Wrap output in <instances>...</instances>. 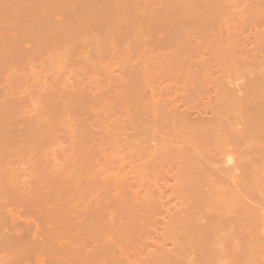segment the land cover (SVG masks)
<instances>
[{"label":"rangeland","instance_id":"374dc122","mask_svg":"<svg viewBox=\"0 0 264 264\" xmlns=\"http://www.w3.org/2000/svg\"><path fill=\"white\" fill-rule=\"evenodd\" d=\"M199 1L0 0V264H130L134 261V257L141 256L143 259H135L138 264L141 260L144 261L145 255L149 253L146 250L155 246L152 244L164 239L162 237L164 234L159 236L160 238L158 235H161L162 227L165 228L169 216L181 207L182 199H179L181 196H178V193L179 198L175 196L174 187L181 193V189L178 188L182 186H178L180 184L177 182L174 186L176 177L175 179L173 177L176 169H179L175 164L180 160L176 159V162L174 151L170 147L175 148L176 152H178L177 148L190 151L186 149L187 144L185 145L189 137L185 139L183 136L188 133L183 134V128V132L180 129H177L179 132L170 129L169 133V129H164V125L171 121L167 128L171 123L173 124V121L185 115L189 121L204 116L206 120L211 114L207 108V111H204L201 98L203 102L208 98L210 103L212 101L211 104L215 101L219 104L222 97L226 99V95L230 93L232 96L243 93L244 96L247 79L255 73L262 72L261 76L264 75V0ZM193 9L195 15L192 17L197 14V19L194 21L188 18L187 21V17L191 16L190 13L193 14ZM174 11L177 14H174ZM171 23H173L172 27L180 23L176 26L178 28H175L176 31L178 30L177 34L185 27L189 35L180 32L173 36L176 31L169 28ZM177 36L179 38L176 39ZM166 37L173 38L175 48L174 46L169 48L173 42L171 43ZM175 41L177 43L182 41V45L178 43L181 47ZM165 42H167L166 46H164ZM167 46H169L168 51L165 48ZM177 48L183 51L175 50ZM171 49L177 55L173 54L175 61L185 54L182 57L185 60L179 59L183 60L182 63L189 59L188 56L186 58V52L190 53V61L188 60L187 66L184 65V69L180 61L176 62L179 65L174 66L173 64H176L174 59H168L172 57ZM175 51L180 53L179 56ZM166 52L168 54L165 57L169 54L170 56L165 59ZM180 67L181 71L178 69ZM231 77L237 80H229ZM205 89L208 93L204 91ZM247 90L249 89H246V93ZM226 91L228 93L224 95ZM205 96L208 97L204 98ZM196 99L197 102L193 103L192 100L196 101ZM198 99L201 107H196ZM210 103L207 101L204 106ZM199 107L203 108L202 111L205 113L201 112ZM172 108L174 109L172 114L170 111L168 113ZM178 111H181L180 115ZM161 114L163 117L158 116ZM172 116L174 119L171 120ZM158 118L160 121H157ZM199 120L201 121L200 118ZM156 123L164 126H160L162 130ZM152 124L154 126H151ZM152 127L158 129L154 131ZM33 128L36 129L35 132ZM164 133L168 135L162 138ZM177 133L180 134L179 138L178 135L176 137ZM169 136L174 138L171 140L173 143L168 141L171 139ZM165 137H169L168 140ZM242 137L240 141L247 138ZM101 139L106 144L112 142L114 146L119 142L121 151L118 152L119 147L115 146L113 149V145L109 144L114 151H117L116 155L114 151L111 155L110 148L106 144L103 145L105 142ZM177 139L178 141L183 139L181 141L185 142L183 148L180 147L182 143H178ZM251 139L253 140V136ZM97 140L103 142L100 144L98 141V145L102 146L93 147L97 145ZM174 141H177L176 146H173ZM168 150L169 153L172 152L174 161L167 156ZM148 152H151L148 155L149 159L141 158ZM245 152L248 151L245 149ZM164 154L169 162L166 161ZM231 156L233 157L232 154ZM77 157H82V160L86 158L88 161L85 162L90 168L85 165L86 163H84L86 167L82 165L79 161L81 159L78 160ZM146 159L149 162H146ZM170 162H176L171 163L173 168ZM75 172H77L74 177L76 179L72 178L74 183L71 176L72 174L74 176ZM177 172L179 173V170ZM103 175H108L107 179L110 177L112 181L109 179L110 183L107 182ZM94 177L99 180L104 178L105 180H97V182L105 181V184L110 186L123 184L120 187L114 185V190L117 189L113 192L109 191L112 186L109 190L106 186L108 192L112 193L110 195L105 193L106 190L103 189L105 185L98 184V188L94 187L93 182H96L93 180ZM91 179L92 185L88 181ZM70 180L75 190L72 193L69 191ZM114 180L118 183L116 184ZM78 183L84 186H79ZM256 188H252V192L253 189L257 191ZM261 188L258 191L262 194ZM117 190L121 191L120 194ZM94 191L98 193L99 198ZM93 195L97 198H92ZM106 195L112 196L113 199L118 198L114 201L118 205V200L121 201L122 209H120H124L125 213H128L127 216L124 211L123 214L119 212L120 209L117 210L120 205L113 206L116 209H112L111 204L110 208L108 207V203L113 201L110 196V199L103 200L99 204L98 200L107 198ZM123 198L127 205L123 202ZM131 199L135 203L130 211H127L132 205ZM138 200L142 201V204H139L147 203L146 205L151 207L145 206L147 208L143 210L144 205L141 208V205L136 203ZM72 201L76 206L72 205L74 204ZM76 201L79 203L76 204ZM104 203L108 204L106 207L109 209L104 207ZM150 203L156 208H152ZM134 204L136 207L138 205L139 212L143 211L144 214L140 213V215ZM70 205L75 208V212L78 211L76 207L79 209L84 207L83 212H80V209L78 212L81 214L76 212L78 213L76 215ZM91 207H100L101 210L93 208L95 212L102 211L104 207V211L108 212L102 213L108 216L106 215L105 218V215L98 213L97 215L102 216L100 221L98 217V224L95 221L97 216L93 215L95 212ZM132 207H135L136 216L135 213L130 214ZM149 208L151 211H148ZM72 211L74 214H70ZM84 212L86 217L89 215L88 212L94 218L90 219V215L87 217L89 220L87 218L86 220ZM113 214L117 215L112 216ZM129 215L134 216L132 217L134 220ZM71 216H74V223H78L77 226L82 228L79 229V234L75 230L76 233L73 235L75 231L71 228L74 231L72 233L69 229L71 226L67 225V221L70 220L68 217ZM83 217L85 222L82 220ZM113 217L119 220L118 230H115L119 225L115 223L117 220ZM140 217L145 218V221L140 220ZM105 219L108 224L104 223ZM103 220L104 224L101 226ZM136 220L140 223H135ZM162 220L165 221L164 224ZM82 221L84 223L90 221L86 223L90 226L87 227ZM123 221L125 223L128 221V225L131 224L127 226L130 227L128 229L124 224L128 232L126 237H129V232L131 233L130 239L121 240L127 235L126 231L121 229ZM94 223L98 227L97 230ZM104 225L112 226L110 229L106 227L105 230ZM131 226L134 228L133 232L130 231ZM147 226L150 230L155 228L156 233L149 231ZM139 228L142 231L148 230L147 234L152 232V236L149 239L147 237L150 235L143 236L145 231L143 233L140 229V233ZM120 229L122 236L119 234ZM135 229L139 231L137 236ZM114 232L118 236H115ZM96 233H101V236L104 233L107 235L96 238L94 237ZM133 233L137 240L133 237ZM111 235L115 237L112 238ZM139 235L140 237L142 235V239L138 237ZM76 236L80 238L77 240ZM143 237L148 240H144ZM158 238L159 242L156 240ZM22 239L26 240V244L21 243H25ZM95 239L97 243L94 242ZM118 239L124 243H120ZM140 239L149 245L145 244L146 242L140 243ZM98 241L100 243L103 241L105 248ZM168 241L162 244L170 248L171 243ZM111 242L115 248L111 247ZM134 242H139L137 244L143 250L136 247ZM106 243H110L109 246ZM144 244L150 247L146 248ZM98 245L102 247L97 249ZM108 247L111 249L104 252L106 248L109 249ZM127 247L128 249H125ZM98 252L101 255L98 256ZM105 256L108 259L104 258Z\"/></svg>","mask_w":264,"mask_h":264},{"label":"bare ground","instance_id":"6f19581e","mask_svg":"<svg viewBox=\"0 0 264 264\" xmlns=\"http://www.w3.org/2000/svg\"><path fill=\"white\" fill-rule=\"evenodd\" d=\"M193 1H195V0H193ZM197 1L200 2L199 0H197ZM244 1H246V0H244ZM176 10L177 9L175 8V11ZM175 11H174V14H177V12H175ZM190 14H191V16L189 15V17L185 16V17H187V21H188V18L190 20L191 19L192 20L194 19V21H195V19H197V17H196L197 14H196L195 17L193 16L194 18L192 17V15H195V10H194L193 14L192 13H190ZM208 14H210V13H208ZM175 19H177V18L175 17ZM184 19L186 20V18H184ZM172 24L173 23H171V26L169 28L170 29L173 28L176 31V29L178 28L176 26L178 24L173 25V27H172ZM179 25H180V23H179ZM184 28L180 32L181 33L184 32V34L189 35L188 30L187 29H184ZM175 31H173V32H175ZM177 31L174 33L175 35L172 34L173 32L171 34L173 36H176ZM185 31L187 33H185ZM180 32H178V34ZM166 38L169 39V37H166ZM177 38H179V36H177L176 39ZM162 39L165 40L164 38H162ZM172 39L173 38L169 39L171 43L174 41ZM174 39H175V37H174ZM167 42L169 43L168 40H167ZM167 42L164 43L165 44L164 46L167 45L166 44ZM179 42L180 41H178V43ZM181 42L179 44L182 45ZM175 43H177V42L175 41ZM178 43H177V45H178ZM175 45H174V42H173L172 43V46L170 44V47L167 46L165 48H167V51H168V47L171 48V47L174 46V48H175ZM183 46H184V44H183ZM179 47H181V46H179ZM183 48L186 49L185 47H183ZM172 49H171V52H173V53L171 55H172L173 58L170 56V54L168 55V57L170 56V58L165 57L168 54L166 52V55H164V58L165 59L168 58V59L171 60V59H174L175 56H177V55L174 54V50H172ZM175 50H178L180 52L183 51L180 48L179 49L177 48ZM175 52L177 53V51H175ZM184 52H185V50H184ZM184 52H183V54H184ZM186 53L188 54V55L186 54V58H187V56L189 57V59L188 58L186 59L187 62L185 61V63H182L183 60H185L184 58H182L185 54L184 55L182 54L183 56L180 55L181 57H178V60L176 58V61L174 59L175 63L176 62H179L180 61L179 59H181V58L183 59V60H181L182 62L180 61V63L183 64L182 69L185 68L184 65H186L187 63H189L188 60L190 61V57H191V56H189L190 53H188V52H186ZM173 54L175 56H173ZM179 54H178V56H179ZM164 58H163V60L165 61ZM166 61H168V60H166ZM174 61H172V62L169 61V62L173 63ZM169 62H168V65L171 66V64H169ZM173 65L174 66L175 65L177 66L179 64L176 63V64H173ZM174 68L176 69V67H174ZM178 69H180V71L182 70L181 67L178 68ZM261 73L260 74L259 73L258 74L255 73L253 76H251V77H249L247 79V81H246L247 82V85H245V88H244L245 89L244 96H243V93L240 92V90H238V91L241 94H238V96H237V94L235 96V94L233 92L232 93L234 94V96H232L230 92H229L230 94H227L228 92L226 91V93H224V95L227 94L226 95V99L223 98L220 95V97H222V99L219 101L220 102L219 104L217 103V101H215L216 102V104H215L214 99H213V102H214L213 104H215V105L211 104L212 101L210 103V101L208 100V98H207L206 102L204 100L205 103L203 102V100L201 98V102H202L204 111H207L208 110V112H210V114H211L210 117H209V115L207 116L209 119L206 117V120H204L205 119V116H204V117H199L201 119V121L199 120V118H198V120L197 119H194V120H190L189 121L187 119L186 115L184 114L186 118L185 117L182 118V116H181V118H179V120L175 119L177 121H173V124L171 123V125L168 126L169 128L168 127L166 128V126L169 125L171 121L168 124V123H166V121L164 122L162 120L164 123H166V125H164L165 126L164 129H167V130L169 129V133H170L171 130L178 131L180 129V131H182V132L184 130V133L183 134H186L185 132L188 133L186 135H183L185 139H186V137H189L190 138V139L189 138L186 139V143L185 142H183V143L181 142L183 139L181 141L180 140L178 141V139H177L178 143L179 142L182 143L181 144L182 146L180 145L181 148H183V145L185 143V145L187 144L186 147L188 146L186 149H188L190 151H187L184 148V150L187 151V152H185V151H183V149H181L182 150L181 151L180 149L177 148V151L178 152H176L175 151L176 150L175 148H174L175 149L174 150L172 146L170 147V148H172L171 150L174 151L173 154L176 157L175 160L176 159L177 160L178 159L180 160L178 162L176 160V162L179 165L178 164H175L176 162H170L169 164L171 165V167H172V164L171 163H174L177 167L179 166V169H176L177 171L179 170V173L175 170L176 167L174 168V170L176 171V174L177 175L174 173L175 176H173V177H174V179L176 177V181H175V185L174 186H176L177 184H180L178 186H182V187H179V188L177 187L178 189H181V193H179L180 190L178 191L176 189V187H174V191L176 193L175 196H177V193H178V196H181V197L180 198L178 196L177 197L179 199L182 198L181 199V202H180V200H178V202L181 203V207L177 210V212H175L173 215L169 216L168 222L165 223V225H166L165 228L162 227V231H164L163 229H165V231H164L165 233L161 231L160 232L161 235L160 234L158 235V237H159V236H162L164 234L162 236L164 239L161 240L163 242H161V241L159 242L158 241L160 237L158 239H156L157 242H159V243H155L154 242L155 244H152V245H155L156 246V247L155 246H152L154 249L151 248L150 246H147L149 244H147L146 241H142L141 240L142 239V235L143 236L150 235V236L147 237L148 239H149V237L152 236L151 235L152 232L147 234L146 231L148 232V230L145 231V229H143L145 231V234H142L141 237H140V235L138 236V237L141 238L140 239L141 240L140 243L141 242H146L145 244H147L146 245L147 247L145 246V244H144V247H146V248L150 247L151 249L150 248L148 250L144 249V250H146V252L149 251V253L146 254L147 256L145 255L144 261L141 260V263L138 262V264L139 263L140 264H264V196H263L264 195V187H263V185H264V75L261 76ZM231 79H232V77L229 80H231ZM235 80H237V79H235ZM235 80H233V81H235ZM239 81H242V80H239ZM211 87H212V85H211ZM240 87L242 88V86H240ZM209 89H210V86H209ZM246 89H249V90H247V93H246ZM214 90H212V91H214ZM204 91L206 93H208L206 89ZM216 91L218 92L219 90L217 89ZM241 91H242V89H241ZM217 92H215V93L217 94ZM234 92H235V90H234ZM215 93H213V95H215ZM206 97H208V96H205L204 98H206ZM213 98H214V96H213ZM223 99H225V100H223ZM198 101L199 102L197 103L198 105H196V107L201 105L199 99H198ZM207 101L210 104L204 106V104H207ZM192 102L193 103H196L197 102V99H196V101L192 100ZM199 103H200V105H199ZM233 103H235L234 106L232 105ZM211 105H213V106H211ZM208 106H209V109H208ZM206 108H207V110H206ZM202 109L200 108L201 112H204V111H202ZM173 110H174L173 108H172V110L171 109L168 110V113L170 111V113L172 114ZM175 111H174V115L176 113ZM180 112H179V115L181 114ZM166 113H167V111H166ZM158 116H162L163 117V114L158 115ZM168 116H169V114L167 115V117ZM176 116H177V114H176ZM176 116H175V118L179 117V116H177V117ZM162 117H159V118L162 119ZM173 117L174 116H172L171 120L174 119ZM159 118L157 119V121L158 120L160 121ZM168 119H170V117ZM168 119H167V121H168ZM44 122H46V121H44ZM176 122H178L177 125L174 124ZM158 123H161V122H158ZM151 126H154V125L152 124ZM160 126H161V124L160 125L157 124V127H160ZM161 127H160V129L162 130ZM153 128H155V127H152L151 129H153ZM182 128H183V130H182ZM156 129H158V128H156ZM156 129H153V130L155 131ZM33 131L35 132L36 129H34ZM164 131H166V130H164ZM172 132L174 133L175 131H172ZM172 132H171V135H172ZM151 133H153V132H151ZM166 133H168V131ZM159 134H158V136H159ZM161 135H162V133H161ZM167 135L164 133L163 136H161V137L164 138V136H167ZM177 135H178V138H179V135L180 134L177 133L176 134V137H177ZM183 136H182V138H183ZM252 136H253V140L251 139ZM169 137H167V138H169ZM241 137L242 138L247 137L248 140L251 139L252 142H254V143H252L251 140H249V141L254 146L248 140H245L247 138L241 139V141H240V138ZM170 138L171 139H169V140L167 139V140L170 141V143H173V142H171V140H172L173 137H170ZM101 140L100 141L97 140V145H94L93 147L102 146V145H98V141H99L100 144L103 143V142H101ZM167 140H165V142ZM242 140L245 141V143H246V145H247L248 148H246V145H244L245 143ZM102 141H104V140H102ZM177 141H174V145L173 144L172 145L173 146H176L177 145L176 144ZM239 141H240V143H239ZM241 142H242V144H241ZM118 143H117V145L115 143L116 148L119 147L118 146L119 145ZM89 144H87V146ZM105 144H106V142L103 145H105ZM109 144L113 145V149H115L114 148L115 146H114V144L112 142H110ZM109 144H106V145L110 148L111 155H112V152L114 150L112 149L111 145L109 146ZM240 144H241V146H240ZM249 145H250L251 151L249 149ZM90 148H91V146H90ZM90 148H89V150H90ZM242 148H244V149H242ZM245 149L248 152H245ZM252 149H253V151H252ZM119 151H121V148L120 147L118 148V152ZM109 152H108V154H110ZM115 152H117V151H114V153ZM153 152H154V149H153L152 153ZM145 153H144V155H143V153L141 154V155H143V156H141V158H143V157L144 158L145 157L148 158L149 157L148 155L151 154V152H148L147 154H145ZM168 153H169V150L167 152V156L170 157V160H173L174 161L172 152L169 153L170 155ZM244 153L246 154V157H245V154ZM231 154L233 155V157L231 156ZM247 154H248V156H247ZM115 155H116V153H115ZM152 155H154V154H152ZM164 155H165L164 157H166V154H164ZM176 155H178V156H176ZM230 156H231L232 159L230 158ZM152 157H150L151 160H152ZM81 158L77 157L78 160L81 159ZM100 159L102 160V158H100ZM117 159L119 160L120 158H117ZM165 159L168 162L170 161V160H168V157H166ZM81 160H79V161L82 162V165H84V163H86L85 165L88 166L87 162H85V161H88V160H86V158H85V160L83 159L84 161L83 160L81 161ZM151 160H150V162H151ZM146 162H149V160H147ZM170 165H168V166H170ZM88 168H90V167L88 166ZM180 168H184V169H181L182 170L181 171ZM76 173L77 172H75L74 176L72 174L71 180L74 179ZM102 177H104V178L106 177V179H107L108 175L107 176H104L103 175ZM95 178L96 177H94V179H93V180H96V182H93L94 183V187L98 188L99 185L101 186L103 184L102 186L105 185V187H103V189L105 188V190H106V191L103 190V193L105 191V193L107 192L108 194L112 195L111 192H113V190H114V187L113 186L115 184L111 185L112 186L111 187L110 184H108L109 186L107 184H105V181H104V183H101V182L98 183L97 182V180L98 181L105 180L104 178L103 179L101 178L100 180H99L100 177L99 178H96V179ZM109 179H111V178L109 177ZM109 179H107L108 181L107 180L106 181L109 182ZM71 180H70V182H71ZM74 180L72 182H74ZM84 180H85V178H84ZM88 181L90 182L89 184H91L92 179L91 180H88ZM111 181H112V179H111ZM114 181H113V183H114ZM72 182H71V185H70L71 187L69 189V191L71 193L74 190V187L72 185L73 184ZM176 182H177V184H176ZM79 183H78L79 186H82V187L84 186V185H80ZM115 183L117 184L118 182L115 181ZM87 184L88 183H86V185ZM121 184H123V183H121ZM120 185L119 186L118 185H115V186L116 187L117 186L120 187ZM106 186L108 187L107 188L108 190H109V187H111V189L109 191H111V190L112 191L111 192H108V190L106 189ZM254 186L259 187V188L257 189ZM261 186H262V188H261ZM72 187H73V189H71ZM248 187H249V190H248ZM252 188H256L257 189V191L253 189V191L255 193H257V194H254V192H252ZM260 188H261V190H263L262 194L259 192L260 191ZM79 189H78V191H79ZM176 190H177V192H176ZM78 191L76 190L77 193L76 192H74V193H76L78 195ZM117 191L119 193L120 190H117ZM186 191H188V192H186ZM95 193L97 194V197L99 198L98 193L97 192H95ZM184 193H185V197H183L184 196ZM76 194H74L75 195V198H76ZM101 195H103L102 192H101ZM109 196H107V198L104 197V199L100 196L102 199L101 200L100 199L98 200V201H100L99 204H101V201H103V200L106 201V199H110L112 197V196H110V198H109ZM97 197H96V195H93L92 198L95 199ZM121 197H123V196H121ZM131 198L134 199V197H131ZM94 199H93V201H94ZM112 199H113V197L111 198V200ZM114 199H113V201H114ZM117 199H115V200H117ZM134 200L136 201L137 199H134ZM113 201H110L111 203L109 202L108 203L109 205L107 204L108 207L111 204L112 209L114 207H116V206L118 207L120 205V202H121V201L118 200V202H119V205H118V203L116 204V202L115 201L113 202ZM135 201H133L131 199L132 205L128 204V205H130V207H128L129 210H127V208H126L127 211H130V208H131V206H133V203H135ZM138 201H140V202H138ZM138 201L136 203H138V205L140 206L142 204V201L141 200H138ZM145 201H143V202H145ZM73 202L74 201H72V203ZM77 202L78 201H76V204H77ZM123 202L124 203L126 202V201H124V198H123ZM69 203H70V200H69ZM126 203H125V205H127ZM139 203H141V204H139ZM146 204L143 203L144 207H143V205H141V208L143 207V210L145 208H147V207H151V205L148 206ZM150 204H152V203H150ZM153 204H155V203L153 202ZM153 204H152V208L155 207V205H153ZM72 205H75V202ZM72 205H70V207L75 212V208L73 209V206ZM107 205L105 204L104 207L106 209H109L110 207L107 208L106 207ZM138 205L136 207L135 204H134V206L136 207V210L139 207ZM159 205H161V204H159ZM145 206H147V207H145ZM104 207L102 208L103 210L100 211V212L99 211L95 212L97 209L98 210H101L100 207L99 208L93 207L96 210H94L91 207L93 209V211L95 212V214H93V215L94 216H97V217H95L96 218L95 221H97V223L101 220L100 217H102V216H99L97 214L98 213L101 214L104 211ZM135 207H132V209H131L132 211H131L130 214L132 215V213H133V215H134V213H135V216H136V213L139 212L140 209H138L137 212H135ZM83 208L80 207V209H81L80 210L78 207H76V209H78V211L80 210V212L82 211ZM120 208L122 209L121 205L119 206V208L117 210H119ZM133 208H134V210H133ZM114 209H116V208H114ZM159 209H160V207H159ZM117 210H115V211H117ZM120 210H119V212H122L123 213L124 209L121 210V211ZM78 211H76V212H78ZM106 211L107 210H105L104 212H106ZM115 211L113 213H115ZM148 211H151L150 208H149ZM68 212H70V211H68ZM72 212L70 214H74V212L73 213ZM125 212L126 211H124V213ZM78 213H76V215ZM122 213L121 214L118 213V214L119 215H123L124 213L123 214ZM140 213H143V211L142 212H139V214ZM79 214H81V213H79ZM84 214H85V219L88 216H90V215L92 216V214H90L88 212H87V214H89V215L87 217H86V213L85 212H84ZM127 214L128 213H125V216H127ZM55 215H56V212L54 213V219H55ZM102 215L103 216L105 215L104 217L106 218V215L107 214L102 213ZM114 215H117V214H113L112 216H114ZM131 215H129L130 218L134 217V216H131ZM91 216H90V219L94 218V216H92V217ZM71 217L70 218L68 217V219H70V220L67 221V225L68 226H71L69 228L71 231H72L71 228H73V230L74 231L77 230L78 231L77 234H79V229L81 227L77 226L78 223L77 224L74 223V220H73V217L74 216H71ZM98 217H99V221H98ZM141 217H140V220H144L145 219V218L142 219ZM143 217H145V216H143ZM116 218H117V216H116ZM119 218H121V217L119 216ZM119 218H117V219H119ZM122 218H123V216H122ZM136 218H138V217H135V219ZM83 219H84V217L82 218V220ZM87 219L89 220V218H87ZM113 219H114V217H113ZM132 219L134 220V218H132ZM127 220L130 221V219H128V217H127ZM137 220H139V219H137ZM137 220L135 221V223L137 222L139 224L140 222H138ZM54 221H56V220H54ZM111 221H113V220H111ZM118 221L119 220H117L116 222L114 221V222L117 225H119V227H117L115 225V223L113 222L114 226L117 227L115 230H118V228H120V224H119ZM128 221H127V223H125L126 222L125 221L124 223L121 224V227H122L121 229L123 231H126L128 228H130V227H127V226H130L132 224V222L130 221L129 223H131V224L128 225ZM157 221H155V223H157ZM60 222H59V224H60ZM82 222H81V224L83 225V223L85 221L83 223ZM89 222H86V223H89ZM101 222H102L101 226L104 223L105 224H108L109 223V222H106V219H105V222H104V220L101 221ZM164 222L165 221L162 220V223L163 224H164ZM86 223H84V225ZM94 224H95L94 227L96 228L95 230H97L98 227H96V223H94ZM124 224H126V228L127 229L125 228V225ZM146 225H144V227ZM72 226H74L75 229ZM76 226L78 227V229H77ZM86 226H87V224H86ZM88 226H90V224ZM101 226H99V227L101 228ZM111 226L112 225H110V226L109 225H106L103 228L106 230L107 229L106 227H109V229H110ZM134 226H137V224L136 225L134 224ZM149 226H151V225H149ZM123 228H125V230ZM131 228H132V226H131ZM147 228L149 229L148 226H147ZM89 229H90V227H89ZM121 229L119 230V232H120L119 234L122 233ZM133 229L134 228L130 229V231L132 230L131 232H133ZM136 229H138V228H136ZM140 229L141 228H139V231H140ZM154 229L155 228H153V230H150L149 229V231H153L154 233H156V231H154ZM86 230H88V229H86ZM158 230H157V232H159ZM74 231H72V233ZM92 231L94 232V230H92ZM112 231H114V230H112ZM137 231L138 230H136V232ZM141 231H142V229H141ZM141 231H140V233H141ZM144 231H142V232L144 233ZM80 232H82V231H80ZM83 232H85L84 231V228H83ZM101 232H103V231H101ZM116 232L118 233V231H116ZM116 232H114V235L115 236H118V235H116ZM138 232L136 233V236H137V234H139ZM75 233H76V231L73 233V235H75ZM109 233L111 234V232H109ZM125 233L127 234L128 232L126 231ZM154 233H153V236L155 235ZM84 234L86 235L87 233L85 232ZM98 234L97 233H96V235L94 234V237L96 236V238L97 237L102 238L104 234L107 235L106 233H104L101 236V233H100L99 234L100 236H98ZM130 234L131 233L129 232V237H130ZM122 235L123 234H121V236ZM115 236H112V238L115 237ZM126 236H128V234L127 235H124L123 238H125V239L122 238L121 240H126V238H129V237H126ZM72 237L73 236L71 235V238ZM76 237H77V240H78V238H80L78 236H76ZM81 237H82V235H81ZM133 237H134V233H133ZM154 237H153V239H154ZM119 239H118V241L120 243H124V241L121 242V240H119ZM131 239H132V237H131ZM137 239L138 238L136 237V240ZM143 239L145 240L146 237L145 238L143 237ZM148 239H146V240H148ZM22 240H24V239H22ZM77 240L75 239L74 241L76 242ZM156 240H154V241H156ZM114 241H115V238H114ZM150 241H152V240H150ZM164 241L165 242L166 241L170 242L171 244H169V245L172 248L170 247L171 248L170 249L168 247H165L166 245L165 246L163 245L164 244ZM18 242H20V241H18ZM24 242L25 243H23V242H21V243L22 244H26V240H24ZM75 242H74V244L76 245ZM94 242H96V239L94 240ZM98 242L100 243V241H98ZM102 242L100 243V245H103L104 244ZM113 242H111V247L112 248L115 246V245L112 246L113 245ZM128 242L130 243V240ZM125 243H127V242H125ZM131 243H133V242H131ZM134 243H136V242H134ZM137 243H139V242H137ZM137 243H136V245H137L136 247H139L140 248V246ZM152 243H153V241H152ZM22 244H20V245H22ZM92 244L93 243L91 242V246H93ZM108 244H110V243H108ZM108 244L106 243L107 246H109ZM117 244H118V242H117ZM103 246H104L103 248H105V245H103ZM126 246H128V245L126 244ZM101 247L102 246L99 247V245H98V247H96V248L99 249ZM128 247H131V246H128ZM128 247L125 248V249H128ZM136 247L134 246L135 250H136ZM96 248L94 247V249H96ZM110 249L111 248H109V249L106 248L105 249L106 251H104V252H108L107 250H110ZM129 249L130 250H133L131 248H129ZM142 250L143 249H141V251ZM95 251H97V250H95ZM101 251H102V249H101ZM101 251H100V253H101ZM112 251H109V252H112ZM117 251H118V248H117ZM100 253L97 254V255L98 256L101 255ZM104 254H106V253H104ZM106 255L108 256V254H106ZM138 256H139V254H138ZM104 258L108 259L110 257L108 256V258H107L105 256ZM137 258H142V257L140 256V257H137ZM137 258L134 257V261L133 260H131V261H133V262H135L137 264V261L135 260ZM99 259H101V257ZM132 263L130 262V264H132ZM127 264H129V263H127Z\"/></svg>","mask_w":264,"mask_h":264}]
</instances>
